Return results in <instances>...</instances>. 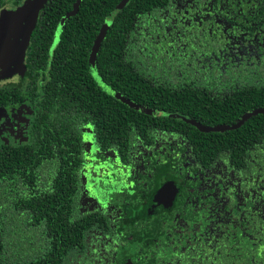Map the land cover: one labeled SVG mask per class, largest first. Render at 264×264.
<instances>
[{"label":"trees","instance_id":"trees-1","mask_svg":"<svg viewBox=\"0 0 264 264\" xmlns=\"http://www.w3.org/2000/svg\"><path fill=\"white\" fill-rule=\"evenodd\" d=\"M65 1L47 0L39 12L25 53L26 87L21 79L0 88V108L32 96L35 111L25 143L0 137V264H84L81 251L94 246L90 254L102 242L94 232L87 236L93 217L70 218L77 171L87 165L78 131L90 122L101 149L122 154L126 170L119 167L121 196L95 217L106 229L107 222L116 224L115 207L125 212L120 234H110L107 264H264V114L225 132L206 133L185 121L233 126L264 109V65L255 73L259 66L248 58L219 69L209 63L220 64L217 53L203 52L217 42H239L238 56L246 55L255 43L250 35H264V23L249 20L259 0L241 3V13L235 9L243 31L228 30L229 24L217 31L222 23L215 15L196 17L212 26L188 36L176 32L175 47L169 35L190 5L200 14L195 0H130L120 10L121 0H78L74 8L75 0ZM22 2L0 0V11ZM248 8L253 11L244 18ZM141 107L169 116H149ZM252 145L263 153L247 159ZM219 154L218 168H211ZM163 180L180 188L175 213L144 214L146 196Z\"/></svg>","mask_w":264,"mask_h":264},{"label":"flooded vegetation","instance_id":"flooded-vegetation-1","mask_svg":"<svg viewBox=\"0 0 264 264\" xmlns=\"http://www.w3.org/2000/svg\"><path fill=\"white\" fill-rule=\"evenodd\" d=\"M77 1L78 0H75L71 4L72 8L75 7ZM189 1L190 0H185V2H189ZM258 2L259 3L257 5V8L254 10L249 20L251 22L257 21V23L262 24V22L264 23V9L262 10L264 6V0H259ZM241 3H246V0H243V1L242 0H204L203 2H200L199 0H195L194 4L192 5L198 7L196 8V10L199 11L200 14H197L195 9H193V7L190 5L189 6L190 9L186 10L187 12L183 16V18H181V21H179V24L177 26L178 30L176 29L174 34L169 35V37L172 38V41L170 40V42L172 43L169 42L170 43L169 45H172L173 47H175L174 44L176 43L174 42L177 39L175 36L176 32H182V34L188 36V35H191L192 32L197 31L198 27H200L201 25L204 26L203 31L209 26H212V24L205 23L203 21L201 22L196 17H200L202 19H205V18L211 19L210 16L215 15L218 18V22L221 21L222 23V26H219L217 31H223L222 28L227 24H229L228 30L230 28H231V31L233 32L242 30L236 27L237 26L236 22H234L235 16H236L235 9H237L238 11L237 13L239 12L241 13V10L245 8V7H238L239 5H241ZM199 7H202V8H199ZM252 11H253L252 8H248L247 10H245L243 17L245 18V15H247L248 13ZM259 11H262L261 15L258 14ZM255 17H258V18H255ZM153 26L155 27V28H152L153 31L158 32V25L155 24ZM106 27L107 25L104 26L105 29ZM260 28H262V26ZM249 33L251 32L249 31ZM250 36L251 38L249 40H254L255 43L252 46V49L248 48L246 55L238 56L237 54L239 52L238 44H241L239 42H236L234 45H230V46H226L224 44L222 45L221 42H217L213 46H209V47L207 46V48H205L203 52H205V56H207V54L210 55V53H214V52L217 53V55L214 57L219 59L220 64L213 62L212 59L209 61V63L211 62V63L218 64L219 69H224L227 67L228 64H233L236 62L244 63L245 60L249 58L250 64L255 65V67L259 66L257 68H254L253 70V72L256 73L261 68V65H264V35H260L261 38H258L252 35ZM243 44H246V43L244 42ZM24 64H25V59H24ZM232 71L233 70L229 71V75L232 74ZM261 72L263 74L264 69ZM19 75H20L19 79H25L24 85L26 87V84L29 82V80L25 77L26 74L25 75L23 74L24 76L21 74ZM232 79H235V77ZM13 84L15 83L13 82L9 84L0 83V88H2L3 86L5 87V85L10 86ZM10 88L11 87H8V90H13ZM104 92H108V94L110 95L112 94L110 91H104ZM216 92H210L213 98L217 97ZM222 92L223 91L219 92L218 94L220 95L218 96L223 97L224 94H222ZM141 109H143V111L141 112L149 116H156V117H161V118L166 117L167 115L169 116L167 112L148 110L142 107ZM255 110L257 111V110H264V109L260 108V109H255ZM255 110H252V111H255ZM34 112L35 111L32 105V96H30L28 99L25 100V102L19 105H16V106L9 105L4 108H0V137L1 139L11 145H16V144L19 145V144L25 143L29 137V130L32 124V118L34 117ZM250 112H248L247 114H249ZM92 114L94 115V117H99L100 115L99 109L96 110L95 108ZM257 114H264V113H257ZM246 115H244L243 117H245ZM242 118L239 121H241ZM218 126H225V125H218ZM218 126H215V127H218ZM202 127L215 128V127H205V126H202ZM226 127H231V126H226ZM96 128H97L96 124L90 122L87 125L81 127L78 131V135L81 136V140L83 143L82 154H84L85 156L84 158L87 161V165H84L80 170L77 171L78 177L74 185L76 189V194L71 203L72 209L70 210L71 221H82L86 219L87 217H90V216L93 217L94 219H92V223H91V225L93 224V226L92 227L90 226L91 228L89 227L88 230H86L87 236H89L90 233L94 232L95 234L99 235L97 241L99 240L102 241L101 243L99 242L98 244H95L96 251H92L90 252V254H88V249L94 246L87 245L86 249H84V251L83 250L81 251V253L85 254V257L82 258V263L84 262V264H107L108 262L107 257L109 256V251L111 250V245L109 244L110 243L109 238H114L110 234L114 236H117V234H120L117 231V229H119L120 221L121 220L122 222L126 221V218L121 219L122 215L125 214L121 206L114 208L115 212L113 213L117 214L115 216V220H116L115 225L113 224V222H110V223L107 222L106 229H105L103 225H99V223L97 222L98 219H96V218H99L97 214L102 215V212H103L102 210H104L103 209L104 206L106 207L109 205L111 206L112 201H116V196H119V197L121 196L122 192L120 193L118 189L122 190L120 186L124 181L122 180V177H121L122 170L119 167L121 166L123 171H126L124 168L125 164H123V162L121 161L122 154L117 153V152H115L116 154H111L110 150L103 151L101 149V143L99 144L100 142L99 140L101 139L100 132L97 134L98 130ZM210 132H218V131H209L206 133H210ZM182 138L184 141L187 140L185 137H182ZM10 139H12V141H10ZM151 145L153 148V145H155L154 142H152ZM143 146L147 148L148 144L143 145ZM186 146L188 147V145ZM250 148L249 150H247L248 151L246 155L247 159H251L253 155H258L260 151L258 149L259 146L253 147L252 145ZM173 150H174V147L172 146L170 151L175 153ZM183 153H182V156L185 155L184 158H187V159L192 155L191 152L186 153V154H183ZM261 153H263V151ZM125 155L128 159H130L129 163L133 164L131 162V159L133 158L130 157V156H133V154L131 152H128ZM220 155L221 154H219L218 158L213 159L212 161L213 163L210 166L211 168H215V169L218 168L217 166L218 160L222 156ZM185 166H187V163L185 164ZM226 169H229V166ZM220 171H222L223 173L224 172L226 173V172H229L230 170L227 171L223 169V166H222ZM243 172H245V170H243ZM127 180H128V177H127ZM130 181L131 180L129 179V182ZM133 185H134V181L130 182V186L133 187ZM115 186L117 188H113ZM179 195H180V188L177 186V184L174 181L163 180L159 184V187L153 193V195L149 197L146 196L147 199L142 204L145 206L144 214H148L150 216V215H155L157 213H168V214L175 213ZM113 196H115V199H113ZM97 223H98V226H96ZM104 234H108V235L105 236ZM127 238L130 240L132 239V236H128ZM148 243L150 244L151 241H149ZM76 255H79V254H76ZM76 257L77 256H72V260L73 259L75 260ZM118 264H137V263L120 262Z\"/></svg>","mask_w":264,"mask_h":264},{"label":"water","instance_id":"water-1","mask_svg":"<svg viewBox=\"0 0 264 264\" xmlns=\"http://www.w3.org/2000/svg\"><path fill=\"white\" fill-rule=\"evenodd\" d=\"M130 0H121L116 6L122 9ZM47 0L24 1L14 11H0V77L1 75L11 76L24 74L25 53L29 45L32 31L35 27L39 12ZM104 36V28L96 38L91 52V61L95 59L101 40ZM130 107L138 108L136 105L127 102ZM141 111L143 109L139 108ZM257 113H264V110H255L247 114L236 125L231 127L218 126L215 128H204L192 120H185L196 126L200 131L223 132L239 128L244 121ZM162 193V192H160ZM162 195V194H161Z\"/></svg>","mask_w":264,"mask_h":264},{"label":"rangeland","instance_id":"rangeland-1","mask_svg":"<svg viewBox=\"0 0 264 264\" xmlns=\"http://www.w3.org/2000/svg\"><path fill=\"white\" fill-rule=\"evenodd\" d=\"M24 1L32 2L33 0H23V2ZM67 1H65V2H67ZM21 5H22V3L19 4V5H17V6H13L11 3H7L2 10H5V11H14L17 7H19ZM19 78H20V75L19 74H15V75H11V76L1 75V77H0V83L9 84V83L13 82L15 84H18L19 82H21V79H19ZM5 86H7V85H5ZM10 141H12V139H10Z\"/></svg>","mask_w":264,"mask_h":264}]
</instances>
